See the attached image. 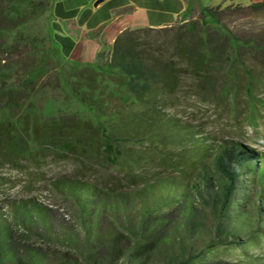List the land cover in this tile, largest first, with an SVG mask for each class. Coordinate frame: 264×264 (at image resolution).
I'll use <instances>...</instances> for the list:
<instances>
[{"label":"trees","instance_id":"1","mask_svg":"<svg viewBox=\"0 0 264 264\" xmlns=\"http://www.w3.org/2000/svg\"><path fill=\"white\" fill-rule=\"evenodd\" d=\"M53 3L0 0V155L71 156L73 169L50 187L75 205L79 231L54 224L53 211L34 199L10 203L8 219L0 214V264H116L125 254L127 264H156L168 254L170 234L192 232L204 220L212 223L210 237L193 252L179 239L175 264L264 237V152L213 141L168 110L185 70L200 92L212 89L211 66L223 49L208 48L206 22L221 12L220 4L174 28H127L102 44L94 61L80 62L58 43ZM234 7L258 10L264 0ZM42 17L50 18L48 26L34 30ZM168 30L171 56L143 41L145 34ZM216 31L230 43L226 58L234 62L233 35L221 25ZM257 43L263 63L264 40ZM57 99V111L46 112L43 105ZM13 224L41 227L79 261L35 252L24 258ZM100 244L110 246L97 259L92 248Z\"/></svg>","mask_w":264,"mask_h":264},{"label":"rangeland","instance_id":"2","mask_svg":"<svg viewBox=\"0 0 264 264\" xmlns=\"http://www.w3.org/2000/svg\"><path fill=\"white\" fill-rule=\"evenodd\" d=\"M204 5L220 3V13L214 18H207L210 29L208 48L219 45L221 52L211 66L213 77L212 89L206 93L190 84V74L185 70L183 80L176 94L170 98L169 111L183 121L202 129L204 135L213 141H239L258 151L264 152V62L260 53H255L257 42L264 40V8L254 10L235 8V4L246 6L257 0H200ZM231 5V10L223 11V7ZM197 12H188V20L198 19ZM50 18H40L33 23V29L46 28ZM183 17L172 28L184 24ZM221 25L230 31L237 44L238 58L230 63L227 56L231 53L230 43L216 31ZM170 29V28H168ZM168 31L145 34L143 41L154 49H159L162 56H171L172 44L167 42ZM218 33V34H217ZM59 99L46 102V112L57 111ZM71 156H58L46 153L42 158L12 157L0 155V214L7 218L10 215V203L18 200L34 199L38 204L51 209L54 213V224L79 231L76 222V207L70 200H65L53 191L50 183L53 179L73 169ZM204 207L196 206L199 214ZM205 211V210H204ZM177 215L178 212H175ZM8 219V218H7ZM9 222V220H7ZM10 223V222H9ZM204 226L188 232L182 229L174 237L164 254L156 264H175L179 239L186 243L187 252L203 246L212 233V223L204 220ZM15 231L13 241L17 243L20 254L27 258L32 252L39 258L55 259L68 256L79 261L78 253L70 247L62 245L48 237L41 227L13 224ZM102 245V246H101ZM83 246V245H82ZM109 244L93 246L98 257L108 253ZM191 248V249H190ZM82 251L87 250L83 247ZM91 249V250H92ZM72 251V252H71ZM124 253V250H122ZM166 252V253H167ZM179 254V253H178ZM54 256V257H53ZM53 257V258H52ZM56 260V259H55ZM127 255L119 256L116 264H127ZM192 264H264V237L257 241H249L243 247L222 244L219 248L208 252L206 256L194 259Z\"/></svg>","mask_w":264,"mask_h":264},{"label":"crops","instance_id":"3","mask_svg":"<svg viewBox=\"0 0 264 264\" xmlns=\"http://www.w3.org/2000/svg\"><path fill=\"white\" fill-rule=\"evenodd\" d=\"M211 6L200 0H54L52 13L62 51L91 62L102 44L110 45L127 28L170 26Z\"/></svg>","mask_w":264,"mask_h":264}]
</instances>
